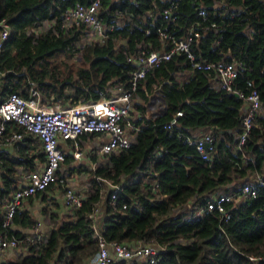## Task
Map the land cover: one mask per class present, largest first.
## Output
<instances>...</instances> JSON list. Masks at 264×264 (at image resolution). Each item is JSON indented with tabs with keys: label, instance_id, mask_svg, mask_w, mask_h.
<instances>
[{
	"label": "trees",
	"instance_id": "obj_1",
	"mask_svg": "<svg viewBox=\"0 0 264 264\" xmlns=\"http://www.w3.org/2000/svg\"><path fill=\"white\" fill-rule=\"evenodd\" d=\"M76 1L0 0V18H6L11 26L0 52L1 101L10 92L25 93L31 78L38 83L45 102L68 105L80 99H97L100 89L118 81L127 85L134 68L127 54L135 52L139 43L161 49L158 26L181 36L200 22L203 27L193 42L194 52L211 60L242 63L245 68L237 85L246 89V79L252 80L264 105V0H177L174 20L162 15L168 0H104V20L111 23L119 18L122 25L111 31L103 44L76 47L80 35L72 30L27 34L28 28L60 16ZM202 6L207 8L208 20L202 21ZM211 21L216 22L215 27L210 26ZM148 27L152 33L145 35ZM74 49L82 50L80 66L72 68L67 63L61 68L56 58ZM154 98L159 99L160 107L148 115ZM138 99L136 107L141 114L136 122L142 128L135 141L104 155L107 160L93 170L94 176L123 184L117 193V206L107 199L103 209L107 239L128 243L143 239L163 247L154 264H264L262 258H250L264 256V187L258 188L255 197L228 202L231 215L227 220L216 209L189 216L221 188L238 189L255 172L264 173V111L256 116L246 142L238 147L244 100L215 88L210 76L193 70L184 54L155 66L140 84ZM178 111L183 112L179 125L165 129L163 124ZM205 127L217 136L210 159H203L195 145L185 140L192 130ZM30 142L28 138L24 144L16 143L17 155L0 149L1 196L17 186L20 167L33 168L36 159H43L42 153H30ZM71 158L67 154L65 162ZM100 189L96 185L73 216L52 228L40 245L26 242L24 255L1 264H86L98 249L90 213ZM122 203H127V209H121ZM1 218L0 212V222ZM14 222L31 226L36 221L17 210ZM124 262L128 263L118 264Z\"/></svg>",
	"mask_w": 264,
	"mask_h": 264
},
{
	"label": "built area",
	"instance_id": "obj_2",
	"mask_svg": "<svg viewBox=\"0 0 264 264\" xmlns=\"http://www.w3.org/2000/svg\"><path fill=\"white\" fill-rule=\"evenodd\" d=\"M104 0L76 1L66 7L60 16L42 20L31 28L27 34L52 29L53 32L70 30L79 32L80 39L85 38V44L98 42L103 44L110 32L122 25L119 18L108 23L101 15ZM169 3L162 10L167 20H174V9L177 0H168ZM202 21L208 20L207 8L199 9ZM215 27L216 22L211 21ZM202 23L192 24L183 35L158 26L156 31L161 41V49L151 48V43H139L137 50L127 54V60L134 65L126 81H118L106 89L99 90L97 99H80L64 105L61 101L45 102L42 91L36 81L29 79L25 93L10 92L6 98L0 100V147H13L16 143L31 139L29 151L32 154H43V159H36L35 166H22L16 171L17 186L9 194L0 195V253L11 251L14 259L21 257L27 251L26 242L40 245L46 240V234L41 231V222H36L32 232L17 234L14 227V215L22 202L51 187L63 190V201L68 207L79 208L84 196L70 185L72 174L63 165L66 155L72 159L81 160L86 156L84 145L95 142L97 152L103 155L129 147L135 141L137 132L142 124L136 122L134 114L135 99L138 97V88L147 74L162 62L170 60L176 54H184L192 69L203 70L209 76L212 85L235 93L244 100L242 108L243 130L237 134L238 147H241L250 135L256 123V116L260 113L262 100L260 92L254 82L246 79V89L237 85V79L245 66L238 61H228L225 58L211 60L198 56L194 52L193 42L199 37ZM145 35H150L152 29L145 28ZM11 34V26L6 18H0V52L5 41ZM77 43V42H76ZM77 45V44H76ZM176 115L163 124L165 129H172L179 125ZM23 127V129H20ZM189 144L195 145L203 159H210L216 151L217 136L213 132L198 134L191 131L185 135ZM92 148V147H91ZM93 151V149H91ZM94 162V168L96 166ZM109 191L101 187L103 200H98L91 213L92 227L97 239L98 249L91 258V264H118L123 261H139L140 264H154L159 259L163 247L143 239L135 243L109 240L103 233V209L107 199L114 207L117 206V193L122 183H115L109 178H102ZM58 185L59 187H57ZM158 186V183H155ZM264 187V173L255 172L253 180L245 182L240 188L230 191H217L212 194L205 205L200 206L189 216H199L204 211L216 209L222 218H230L228 202L238 203L247 197H255L258 188ZM121 209H127V203L121 204ZM254 261L264 259V256H250Z\"/></svg>",
	"mask_w": 264,
	"mask_h": 264
},
{
	"label": "rangeland",
	"instance_id": "obj_3",
	"mask_svg": "<svg viewBox=\"0 0 264 264\" xmlns=\"http://www.w3.org/2000/svg\"><path fill=\"white\" fill-rule=\"evenodd\" d=\"M86 42V39L83 38L79 41H77V45L76 47H82V45ZM82 54V50H79V49H74L72 53H69L68 55L67 54H61L59 55V57L56 58V60L58 61V65L61 66V68H64L63 65L65 64H69L72 68H77L80 66V56ZM0 74H3V73H0ZM59 74H61V72H59ZM182 76H185V75H182ZM61 77L63 78L64 76L61 75ZM32 79V78H31ZM38 84V83H37ZM39 86V85H38ZM40 88V87H39ZM42 99L44 101L45 100V96L44 94L42 93ZM138 101L140 102V100L138 99ZM141 102H143L141 100ZM160 107V101L158 98H154L151 102V105L148 106V115L152 112V111H155L156 109H158ZM136 104H135V109H136ZM137 110V109H136ZM139 110V109H138ZM264 111V105L262 104V107L260 109V113ZM139 112L141 113V111L139 110ZM21 143H23V140L21 141ZM92 147V148H91ZM89 148L90 149H93V151H89ZM84 149L86 151V158H84L83 160H74L71 158V161L70 162H65L64 165H63V168L65 169H68L69 173L72 174V178L70 180V185L75 188L77 191L81 192V193H85L87 187H89L91 189V191L95 190V187L96 185L97 186H100V187H104L105 189H107V191H109V188L111 187L110 185H107V183L105 182V180H103L102 178H105V176L103 177V175H95L96 178H94V171L95 168L100 164V163H104L107 158L105 157H99L98 160H97V163H96V166L94 168V162H91L90 160H88L89 157H91V155H94V156H97L98 152H97V146H96V143L93 142V143H90V145H87L85 144L84 145ZM83 165V166H82ZM82 166V167H81ZM78 169H80L78 171ZM74 173V175H73ZM96 179V180H92V179ZM57 187H59L58 185H56ZM95 186V187H94ZM60 190V193L61 195L63 196V190L61 187L57 188ZM221 192H225V189L224 188H221V190H219ZM61 197V196H60ZM61 200L58 201V199H54L52 201H50L46 206H44L42 209H44L45 207L48 208V211L47 212V218L46 219H42V220H39V219H36V216L33 214L34 216V220L37 221V222H41L44 221V224H51L54 222V214L57 215V219H58V223H60L62 220H65L67 219L68 217L65 216L66 212L65 211H68L67 207L64 205L63 206V199L60 198ZM64 207L67 209V210H64ZM53 208H57L59 209L60 208V212L61 214L59 213H55ZM35 211V210H34ZM36 212H37V209H36ZM43 212V211H42ZM69 212V211H68ZM42 226V224H41ZM41 231L43 234H46V232L43 231L42 227H41ZM26 233H30V232H26ZM125 263V262H124ZM123 264V263H122ZM125 264H140L139 261H128V263H125Z\"/></svg>",
	"mask_w": 264,
	"mask_h": 264
},
{
	"label": "crops",
	"instance_id": "obj_4",
	"mask_svg": "<svg viewBox=\"0 0 264 264\" xmlns=\"http://www.w3.org/2000/svg\"><path fill=\"white\" fill-rule=\"evenodd\" d=\"M137 100H138V97L135 99V104L138 102ZM136 109H134V114L133 115H135L136 117H138L141 113L139 112L138 109L137 110ZM212 130H213L212 128L205 127V128H196V129H194L192 131H194V132H196L198 134H203L205 132H212ZM16 148H14V146L13 147H9V146L8 147H6V146H1L0 147V149L10 150L11 152H14L15 155H17L18 153H17V150H15ZM89 151H91L90 148H89ZM97 154H98L97 156L91 155V157H89L88 160H90L91 162H93V161L96 162L99 157H104L103 154H100V153H97ZM84 158H86V156H84L83 159ZM83 159H81V160H83ZM79 170L80 169H78V171ZM73 175H74V173H73ZM71 178H70V180H71ZM251 180H253V176L251 177V179L249 181H251ZM85 191L86 192L84 194L82 193L83 196H84V199L88 195V193L91 191V189L89 187H87V189ZM43 193H45V194H43ZM60 198L63 199V196L61 195L60 190L57 189V188L50 187L48 189V191H44V192H42L40 194H35V195H33V196L25 199L22 202V204L20 205V207H19L18 210H20L22 212L23 211L24 212H27L33 218H34L33 214L35 212L34 215L36 216V219H39V220L46 219L47 218V212L46 211H48V208H46V207L44 209H42V208L44 206H46L50 201H52L54 199H58V201H59V200H61ZM103 199L104 198L102 197V193H100V197H99L98 200H103ZM62 202H63V206H64L65 205L64 204V201H62ZM66 207H67V209H68L69 212L68 211H65L66 212L65 216H67L68 217L67 219H69V218H71V216H73L74 211H75L76 208L68 207V206H66ZM36 209H37V212H36ZM67 209L64 207V210H67ZM53 210H54L55 213L57 212V213L61 214L60 208L59 209L53 208ZM53 216H54V222L51 223V224H49V225L44 224V221H42V226L41 227H42L43 231L46 232V235H48L50 233V230L52 228L57 227L63 221L62 220L60 223H58L57 215L54 214ZM67 219H65V220H67ZM36 222H34V223H36ZM32 225L31 226H28V225H23L21 223L14 222V227H15L16 231L19 230V231H21V233H24V232H32L33 227H34V225L33 226ZM12 259H14V256H13V253L11 251H9L7 253H0V264L1 263H7V262H9ZM86 264H91V259Z\"/></svg>",
	"mask_w": 264,
	"mask_h": 264
}]
</instances>
